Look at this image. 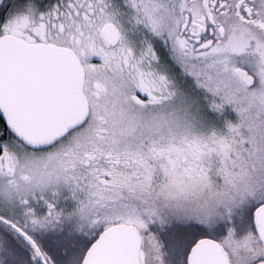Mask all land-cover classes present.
Returning a JSON list of instances; mask_svg holds the SVG:
<instances>
[{"label":"snow or ice","instance_id":"snow-or-ice-1","mask_svg":"<svg viewBox=\"0 0 264 264\" xmlns=\"http://www.w3.org/2000/svg\"><path fill=\"white\" fill-rule=\"evenodd\" d=\"M0 264H264V0H0Z\"/></svg>","mask_w":264,"mask_h":264}]
</instances>
